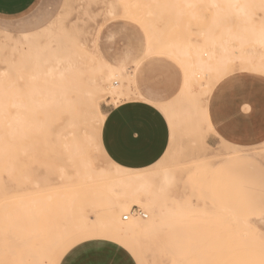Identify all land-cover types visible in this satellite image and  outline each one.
<instances>
[{"label": "rangeland", "instance_id": "obj_1", "mask_svg": "<svg viewBox=\"0 0 264 264\" xmlns=\"http://www.w3.org/2000/svg\"><path fill=\"white\" fill-rule=\"evenodd\" d=\"M249 1L264 3V0ZM211 4L210 0H37L25 13L0 17L1 90H7L11 84H20L23 88L40 90L29 94L45 96L49 92L44 90L56 86V82H52L46 73L34 76L29 62L24 68L20 66L24 63L22 53L27 50L21 33L40 31L57 19L65 27L62 29L66 46L82 50L90 56V59H84L83 64L76 66V72L79 69L82 71L80 77L85 72V79L86 76L93 77L99 83H105L102 73L105 67L98 58L94 60L98 51L105 61L123 66V75L115 76L110 81L119 87V91L122 89L121 92H106L100 99V107L105 114L103 123L111 107L148 101L145 93H141L143 88L149 86L159 92L168 91L177 82L181 84L180 93L174 101V108L178 110L168 115L172 120L171 144L156 164L138 172H132L108 157L102 143V121L95 125L79 121L76 129L72 125L66 130L63 127L60 131L67 133L62 140L75 135L72 139H76L75 142L69 140L71 142L68 144L67 139L52 143L56 139L54 134L59 132L58 127L65 122L67 124L70 116L67 112H59V120L53 125L55 128L47 130L51 136L46 137V144L40 141V149L37 150L39 157L32 160V146L25 152L23 140L25 144L32 145L35 133L29 135L32 138L18 135L10 140L6 123L9 113L0 115L3 119L0 147L6 148L4 155L0 156V264H62L65 250L74 244L81 247V253L74 259L91 260L104 254L109 258L115 257L113 250L118 245L114 240L127 247L128 252L124 257H115L124 259L126 264H169L175 261L174 258L177 264H188V261L183 262L186 255V259H192L189 264H264V142L251 146L234 145L222 139L208 140L209 130H212L210 101L233 98L235 93L238 94V89L246 84L264 87V71L254 69V55L235 48L224 58L226 63L223 68L208 72L195 69L192 58L197 50L204 59L212 60L208 46L203 42L209 33L207 29H211V26L214 28L216 14ZM257 15L255 18L261 20L264 10L257 11ZM262 21L264 24V18ZM227 23L230 24V21ZM213 31L217 35L220 28ZM40 40L43 41L44 37H40ZM16 41H19L18 50L13 49ZM185 50L188 52L186 56L183 55ZM123 58H127L125 63L121 62ZM5 60L16 63V70L23 74L19 76L13 68V75H3L9 65ZM74 76L80 78L78 73ZM10 79L19 82L11 83ZM115 81L118 83L115 84ZM185 86H189V91L195 90V93L192 92V95L187 89L185 91ZM6 90L0 92V96L10 93ZM8 109L15 111L14 107ZM36 114L42 115L40 109ZM81 115V110L71 114L77 117ZM193 115L195 120L191 118ZM24 125H29V122ZM64 143L71 151L66 150ZM49 144L51 148L47 149ZM70 144L76 145V148L80 145V149H71L68 147ZM44 147L46 150L42 154ZM72 151L74 154L76 152L75 162ZM77 155L82 156L78 158ZM68 159L70 162H67ZM80 167L82 172H78L81 171ZM151 173L156 175L158 182L163 181L166 174L173 176L174 186L169 188L171 191L166 193L168 198L165 194L163 201L172 209L168 217H180V224L148 233L124 234L120 232L124 228L123 222L132 218L124 220L121 214L129 212L133 206L141 207L149 214L148 218L150 212L134 203H130L123 212L120 206L124 199L118 192L116 195L111 191L112 188L118 189L116 177L127 179ZM44 174L50 184L37 186L32 183L33 179H39ZM106 175L114 179H100ZM110 180L112 187L109 186ZM169 189L165 186L166 192ZM42 197H46L45 201ZM175 199L180 202L178 205V201L172 203ZM219 222L223 230L226 228L225 231H222ZM241 224L246 226L243 228ZM176 244L185 246L187 250L177 247L179 250L174 255H179H173L174 260H170L172 256L168 255L167 248L171 249L173 245L176 248Z\"/></svg>", "mask_w": 264, "mask_h": 264}, {"label": "bare ground", "instance_id": "obj_2", "mask_svg": "<svg viewBox=\"0 0 264 264\" xmlns=\"http://www.w3.org/2000/svg\"><path fill=\"white\" fill-rule=\"evenodd\" d=\"M210 1L212 3L211 6L214 9V12L216 14V16L214 18V22H213L214 28L212 29L213 26H211L210 28L212 30L209 28L207 29V32H209V33H208V36L206 35V37H204L206 42L205 41H203V42H204V44L206 43V45L208 46V49L211 53L212 60L204 59L202 57V53L199 52V50H197L195 52V56L192 58V64L195 66V69L200 70L201 72H208V71L213 70V69L218 70V69L223 68L225 63H226L224 58H227L228 53L230 51L232 52L233 48H235V49H239L243 53H248V54L254 55V57L256 58V63H255L254 69L258 72L264 71V24L262 21L264 17L262 15L263 18L261 20H257L255 18V15H257V11L262 10V9L264 10V3H261V1L252 2L249 0H210ZM111 12H109V13H111ZM257 16H259V15H257ZM228 21H230V24L227 23ZM217 27L220 28V32L217 35H215L213 33L214 32L213 30H215ZM62 28L65 29V27H63L61 25V23L59 22V20L57 19L56 21L54 20L52 23H50L49 25L44 27L43 29L41 28L40 31H37V32L31 31V32H27L24 34L21 33V35L24 39V43L27 44V50L22 53V55H23L22 58H23L24 63L20 67L24 68L26 63L29 62L31 64L32 69L34 70V76H38V75H41L43 73H46L48 76H50V80L52 82H56V86H54L53 88H51L49 90H44L45 92H49L48 95L44 96V95L29 94V93H33V92H39L40 90L38 88H35V89L29 88V87L23 88L20 86V84H11V85H9L10 87L7 90L5 88L1 90V87H0V90H1L0 92H2L4 90L10 92L8 95L0 96V115H2V114L4 115V114L9 113L7 120H6V123H8L7 135L9 137V139L10 140L14 139L18 135H20V137L24 138V136H29V135H32L33 133H35V134H33V138H34L36 135L35 139H33L35 142V146H34V142L32 145H30L29 143L25 144V139L23 140V146H24L25 152L32 146V148H31L32 151L30 153L33 156L32 160H34L36 157L37 158L39 157L38 152H37V150L40 149L39 143H41L40 141H44V142L46 141L47 142L46 137L51 136L49 133H47V130L51 129V127H54L53 125L56 124V121L59 120L58 116L61 112L64 111V112H67L68 114H70V116L68 117L69 118L68 122H67L68 125L65 122L66 125L64 124V125L58 127L59 132L57 131V134H54L56 136L55 137L56 139H55V141L52 140V143H57L56 141L62 142L64 140V139L62 140V137L65 135V133H67V132H65V130H66V127H68L69 125H72L75 128L76 124L79 121H86V124H89V125H95V123H97V122L101 123L105 114L101 110L100 99L103 98V95L106 92L117 93V92H121V90H122L121 89L119 91V87H115L114 85H112V83H110V81L115 76H122L123 75V73L121 71V68L123 66L121 67L120 64H114V63H111V62L109 63V62L105 61L106 59L104 60V58L102 57L103 54L101 56L99 51H98L97 56L96 55L94 56V60L98 58L101 65H103L105 67V70L102 72L105 75V83H99L93 77L89 78L86 76V79H85V72L82 74L83 76L80 77V74L82 73V71H81V69L77 68L80 71L76 72V70H75L76 66L80 65L79 63L83 64L82 61L84 59H88V58L90 59V56L82 50L79 51L77 48L74 49V48L66 46L65 33H64ZM208 30H210V31H208ZM40 37H44V40L41 41ZM18 42L19 41H16V45H15V47L13 46L14 47L13 49L18 50V47H19V46H17ZM5 43H6V41H5ZM35 43H39V44L37 45ZM196 44L198 45L199 43L197 42ZM200 45H201V43H200ZM198 48H200V47H198ZM123 52H124V50H123ZM205 54H206V51H205ZM183 55H185V56L188 55L187 50H185L183 52ZM8 58L11 59L10 57H8ZM126 59L127 58H123V60L121 62L125 63ZM5 61L9 65H8V68H6V70L4 69L3 75H5V76L13 75V68H15V72L17 74H19V76H21L23 74V72L20 73L19 71L16 70V68H17L16 63H14V62L12 63V61L10 62L9 60H5ZM44 61L46 63L43 64ZM18 63H20V61ZM43 68H45L46 70L43 71L42 70ZM77 73H78V76L80 78L74 76V74L76 75ZM187 76L190 78L188 73H187ZM53 77H56L57 79L53 80L52 79ZM10 81H11V83H15V82L18 83L19 82L18 80H15V79H13V80L10 79ZM10 81H8V83ZM39 81L43 82L42 80H39ZM199 84H201V82ZM188 88H189V86H185L184 90L186 91V89L188 90ZM190 90H191V87H190ZM194 91L188 90V92H190V94H192V92L194 94L195 93ZM199 92H201V91H199ZM193 100H194V98H193ZM8 107H14L15 111L10 112ZM36 109H38L37 112H36ZM39 109H40L42 115L36 114V113H38ZM184 109H186V106ZM79 110H81V112H82L81 116H78V117L77 116H71L72 112L79 111ZM195 110L197 111V108H195ZM202 112H203V118L205 119L206 118V109L205 108L202 109ZM195 117H196V115H195ZM191 118H194V115ZM191 118H190V120H192ZM194 120H195V118H194ZM194 120H193V122H194ZM26 122H29V125L25 126L24 124ZM184 123H186V122H184ZM102 124H103V121H102ZM186 124H188V123H186ZM2 125H3V119L0 118V126H2ZM63 127H65V130L60 131V129ZM26 128H27L26 131L28 133L25 131ZM29 130H30V132L32 131L31 134H29L30 133ZM26 134H28V135H26ZM85 134H87V133H85ZM29 137L32 138V136H29ZM73 137L71 139L67 138L68 141H66V142H68V144L71 141L75 142L76 139L72 140ZM77 137H79V136H77ZM67 139H65V140H67ZM81 139H83V138H81ZM65 140H64V142H65ZM69 140H71V141H69ZM224 141L228 142L226 140H224ZM46 142H45V144H46ZM262 142H264V141H262ZM228 143L234 144L231 142H228ZM37 144H39V145H37ZM71 144H73V143H71ZM71 144L68 147L69 148L72 147L71 149H75L76 145L71 146ZM234 145H237V144L235 143ZM50 146H51L50 144H49V146L47 145V149L51 148ZM64 146L66 147L65 143H64ZM79 146L76 149H80ZM65 147H64V149H65ZM5 149H6L5 147H0V156L4 155L3 152H6ZM67 149L68 148L66 147V150ZM45 150H46V148L44 147L42 150L43 151L42 154L45 153L44 152ZM68 150L71 151L70 149H68ZM73 151H72V155L74 154ZM75 154H76V152H75ZM75 154H74V157H75ZM8 155L11 156L9 153H8ZM80 156H82V155H80ZM80 156H78V158ZM7 158H9V157H7ZM57 158H58V156H57ZM82 158L83 157H81V159ZM82 160H85V158ZM75 161H76V157H75L74 162ZM67 162H70L69 159ZM81 163H82V161L80 162V164ZM84 164L85 163H83V165ZM203 165H204V163H203ZM46 166H48V165L46 164ZM66 166H68V165H66ZM74 167L76 168V166H74ZM64 168L66 169V167H64ZM81 168L82 167H80L79 169H81ZM65 169H63V171H65ZM88 169L90 172L92 171L90 169V167H88ZM7 171H10V170H7ZM16 171H18V170H16ZM45 171H46V169H45ZM50 171H51V167H50ZM63 171H62V175L65 174ZM166 171H168V170H166ZM27 172H30V171H27ZM78 172H82V169H81V171H78ZM213 174H214V172H213ZM74 176H76V175H74ZM205 176H206V174H205ZM60 177H62V176H59V178ZM63 177H65V175ZM71 177H72V175H71ZM82 177L85 178L84 175ZM68 179H70V178H68ZM100 179L102 180V179H114V178L109 177V175H106V176H101ZM47 181H49V178L47 176H45V174H44V176H42L41 178L39 177V179H35V180L33 179L32 183L34 185L36 184L37 186H38V184L43 185V183H45V185H46ZM116 182L118 185V189L116 190V188H112L113 190H111V189L110 190L112 192L114 191L115 194H116V192H118L122 196V198L124 199L125 202L122 203L120 206L123 209V212L126 211L124 209H128L130 203H132V204L134 203V205H140L142 207H145L150 212V218H148L149 214L147 212H145L141 207H140V209L142 210L141 214H139V213L134 214L132 212V208H133L132 207L129 210V212L125 213L124 215L121 214L123 216V219H124L125 215H128V218L124 219V220H129L130 218H132V219L129 221H126V222L122 221L123 225L122 224L121 225L124 228H122V231H120V232H123L124 234L148 233V232L157 231L159 229L161 230L162 228L172 227V226L176 225L177 223L180 224L179 223L180 217H173V218L168 217V213H170L169 211H171L172 209L169 208L168 206H166V204H165L166 202L164 203L165 194L171 191L170 190L171 186H174L173 176L171 174L164 175L163 181H160V182H158L156 180V175H154V173H151L149 175H147V174L136 175L135 177H127V179H124L123 177L118 176V177H116ZM47 184H50V183H47ZM111 184H112V181L109 184V186H111ZM203 185H201V186L203 187ZM165 186L168 189L170 188L169 191L166 192L167 189L165 190ZM61 189H63V188H61ZM48 194H49V192H48ZM162 195H164L163 196L164 198L162 197ZM166 196H167V194H166ZM208 196H210V195H208ZM52 197H54V196H52ZM167 198H168V196L166 197V199ZM45 199H46V197L43 198L44 201H45ZM177 201L175 199L172 201V203H175ZM46 202H45V204H46ZM169 203H170V201H169ZM178 203H180V202L178 201L176 204L178 205ZM40 204H41V202H40ZM43 204L44 203L42 202V205ZM120 211H121V209H120ZM121 213H122V211H121ZM142 214H145L146 216H142ZM140 218H143L144 220H141ZM146 218H148V220H145ZM177 220H178V222H177ZM239 223H241V222H239ZM246 223H247V221H246ZM220 225H221V223L219 224V226ZM222 225L224 226V224H222ZM241 225H243V228L246 226V225L244 226V224H241ZM241 225H239V226L242 227ZM122 226L119 225V227H122ZM236 226H238V225H236ZM236 226L234 228L235 230L237 228ZM247 226H249V222H248ZM225 227H227V226H225ZM240 227H238V228H240ZM221 228H222V231L226 230V228H225V230H223V227H221ZM230 229H231V227H230ZM119 230H121V229H119ZM227 231H228V227H227ZM241 231H242V233L244 232L243 230H241ZM247 232H249V231H247ZM228 233L230 234L229 231H228ZM228 237H230V236H228ZM232 237H234V235L231 236V238ZM177 247L179 248L180 246L176 244V248H175V245H173V247L171 246V249H168L169 247L167 248V250L169 251V252L167 251L168 255L171 254V256H172V258L170 260L173 259V255L176 254L177 250H179L180 248H183V247H184L183 250L186 249L185 246L180 247L179 249H177ZM180 250H182V249H180ZM189 250H191V249L189 248ZM206 250H208V248H206ZM184 252L185 251H183V254L185 255L186 253H184ZM178 255L179 254L177 253V255H174V257L178 256ZM187 256L188 255H186V258H187ZM179 257H181V255ZM186 258L183 257V260L185 259V261H183V262L185 263L186 261H188V264H189L190 263L189 261H191L192 259L189 260ZM174 259L176 261V258H174ZM175 261H173V262L171 261V263H169V264H177ZM180 264H183V263H180Z\"/></svg>", "mask_w": 264, "mask_h": 264}, {"label": "crops", "instance_id": "obj_3", "mask_svg": "<svg viewBox=\"0 0 264 264\" xmlns=\"http://www.w3.org/2000/svg\"><path fill=\"white\" fill-rule=\"evenodd\" d=\"M36 2L0 0V17L25 13ZM180 87L181 84L177 82L168 91L157 92L148 86L141 92L148 98L144 104L111 107L107 111L101 135L103 148L113 162L132 172L141 171L158 162L171 140L172 120L168 115L178 110L174 108V101L180 93ZM238 90L233 98L210 101L212 131L208 140L222 139L237 145L251 146L264 141V87L246 84ZM149 105L152 106L150 109ZM131 121H136L146 132L147 144L143 148H129L121 141V131Z\"/></svg>", "mask_w": 264, "mask_h": 264}, {"label": "snow or ice", "instance_id": "obj_4", "mask_svg": "<svg viewBox=\"0 0 264 264\" xmlns=\"http://www.w3.org/2000/svg\"><path fill=\"white\" fill-rule=\"evenodd\" d=\"M151 107L152 106L149 105V109ZM209 131L211 132L212 130L210 129ZM120 138L122 143L129 148H143L147 144L146 132L136 121H131L128 126L121 131ZM107 239L114 240L112 237H107ZM114 243L118 245V247L113 250L115 257H124L128 252L127 247L124 244H121L118 240H114ZM84 246L87 247V244ZM79 253H81V247L78 244L69 245L65 250V258L63 259L62 264H126L124 259H117L115 257L109 258L106 254L100 255L98 258L91 260H85L83 258L74 259ZM128 264H130V262H128Z\"/></svg>", "mask_w": 264, "mask_h": 264}, {"label": "built area", "instance_id": "obj_5", "mask_svg": "<svg viewBox=\"0 0 264 264\" xmlns=\"http://www.w3.org/2000/svg\"><path fill=\"white\" fill-rule=\"evenodd\" d=\"M118 83V81H115V84H117ZM132 212L134 213V214H141V212H142V210L140 209V207L139 206H133V208H132ZM142 216H146L145 214H142ZM128 218V215H125L124 216V219H127Z\"/></svg>", "mask_w": 264, "mask_h": 264}]
</instances>
